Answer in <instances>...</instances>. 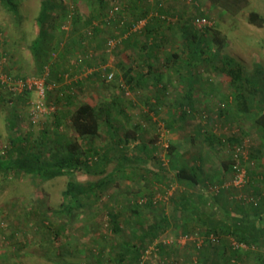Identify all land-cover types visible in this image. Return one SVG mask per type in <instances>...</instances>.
Wrapping results in <instances>:
<instances>
[{
  "label": "rangeland",
  "instance_id": "374dc122",
  "mask_svg": "<svg viewBox=\"0 0 264 264\" xmlns=\"http://www.w3.org/2000/svg\"><path fill=\"white\" fill-rule=\"evenodd\" d=\"M58 1L62 2L61 5L65 6L67 10H70L77 0ZM248 1V5L239 10H234V8L221 10L219 6L211 4L209 0H196V3L195 1L194 3H185L184 0H168L165 3L168 7L171 6L173 10L185 8L188 14L196 15L198 12H202L208 15L209 23L212 24V27L208 29V38L211 39L210 46L212 45L214 49L219 48V54L226 53L234 57L242 65L246 76L253 77L256 75L259 79V86L264 92V26L258 27L247 19L250 10H256L264 17V0ZM107 2L105 8L111 13V7L114 5L110 6L109 4L113 0H107ZM124 3H127V0H124ZM149 3L153 2L150 1ZM38 9L39 0H20V20L16 21V17L0 8V29L5 33V37L3 34L0 36V68L4 65L5 68L9 67L12 74L21 72L27 75L37 73L39 70L30 59L27 49V43L33 37L32 21ZM150 13L151 10H149ZM130 19L129 14L126 15L123 22L119 20V26L115 25L112 19L109 23L110 26L104 27L97 37L83 40L89 42V46H84L85 49H88L89 63L100 62L102 65L111 66L115 75H118L116 80L105 83L99 79H91L86 75V70V73H82L86 75V78H83L84 75H82V78H78L81 80L80 84L73 83L67 92L75 95L70 104L66 103L71 111L81 101L96 103L105 98L109 100L112 97L118 100V103L113 101L116 107L111 110V115H109V125H106L107 117H102L97 136H88L85 140L78 136L74 138L76 134L70 124L69 113L58 114L56 112L59 116L55 118V112L43 115L36 111V117L33 118L30 111L32 112V109L35 108L33 101L36 100V95L34 92L12 99L5 97L8 95V93L5 94L6 91L3 94L0 91V153H7V149L11 146V139L15 138L16 135L23 145L43 146L46 156H49L73 137L77 146L81 148L88 146V143L91 145L93 153L89 154V161L99 162L104 156L109 158L103 172H88L84 168L76 169L72 173V178L80 181L95 180L105 175L113 169L123 153L128 155L130 160L133 159L132 164L128 163L127 166L129 173L117 174L122 175L121 178L115 176L114 183L107 186L103 192H99V197L91 205L84 207L76 219H70L65 213L56 212L63 207L62 191L65 189L68 176L61 175L40 180L34 175L24 173L1 174L0 264H66L70 262L94 264L92 254L98 251L101 252L107 264H115L114 258L117 255L114 252L118 248L114 246L113 236L108 228L107 210L117 206L116 209L123 213L120 216L121 221L130 217L124 222V234L118 237V240H127L131 237L130 225L135 218L130 210L132 202L136 201V197L144 194L146 190L152 193L154 189H156V193L153 198L161 197L166 215L171 223L169 226H165L164 231L143 250L139 264H198L197 257L200 253L206 252L202 248L209 241L206 234L200 231L201 228H197L199 230L193 231V234H182L179 223H177L179 215L176 213L173 217L171 197L178 196L187 188L176 180L174 171L168 166L170 159L174 158L172 151H169V148H173L171 143L185 155L187 162L190 161L197 166L199 165L198 167L202 168L203 174H215L213 177L204 175L200 186V190L208 198V205L217 208L216 201L213 199L215 194L209 191L210 187L208 188L212 185H218L225 189L224 192L222 189V192L218 193L222 197L224 205L230 202L228 206L233 209L236 205H246L245 203L239 204V202L244 194L242 189H247L249 184L240 187V189L232 187L230 172L226 170L223 164L224 160L230 159L229 145L214 142V147H212L203 138L208 130L220 139L227 136L228 133L238 132L242 136L243 132L245 135V131H247L249 135L243 137L246 139L244 142L247 143L246 145L249 142L254 145L253 148H257L260 145L259 142H264L255 130L252 129L251 132L250 121L247 118H242V111L238 108L239 104L235 106L234 98L229 97L232 92L235 93L229 78L222 73L211 70L207 62L198 64L195 68V74L198 76L197 83L200 82L201 86L196 88L193 95L195 105L197 104L195 110L187 118H182L180 127H176L174 130L168 129L164 125L167 117L165 110L167 109L162 108V105L160 108H151L149 105L147 106V103H141V98L143 101L146 99L147 91L151 90L150 87L148 90L145 89V97L137 96L136 92L131 91L129 87L128 93L123 91V87L129 85L122 77V70L119 65H131L137 71L141 50H137V46L134 45H124V47L117 46L108 52L107 46L103 47L104 41L108 37L120 33L124 35V28L128 29L127 23ZM16 25L20 26L17 27ZM159 28L162 33L164 32V37H169L172 43L175 41V37L176 40L178 37L183 41L182 35H177L176 32L172 34L166 23L162 22ZM68 29H70L69 21L64 22L62 27L57 29L51 28L49 30L51 45L59 44L62 48L64 44L63 42L58 43V39L61 38L60 33L67 34ZM7 33L9 38H7ZM84 34V29L81 28L77 36L84 38ZM130 35L132 34L127 35V39ZM141 35L140 37H143V34ZM150 41L148 40L147 43L149 44ZM171 42H166L163 45L164 54L180 47V45L177 46ZM63 50L67 62L72 59L76 52L75 50L72 54L65 47ZM143 51L145 52V50ZM54 52L55 55L61 53L59 49ZM7 58L8 60H6ZM49 60L52 61L50 58ZM143 71L146 72L145 69ZM148 80L151 81V78ZM204 81H207L206 86H202ZM210 85L212 86L211 89L209 88ZM52 86L48 87V97L55 101L58 97H62L63 92L61 91L65 89L66 83L60 80L57 86L54 88ZM210 90L214 94L213 100L215 102L208 100L207 92ZM226 95L229 98L225 99L224 96ZM261 98L264 99V96L261 97V94L257 93L253 99V104L258 105L257 103ZM66 99L63 95L62 100L65 101ZM219 99H222L220 106L216 103ZM168 110L180 118V114L175 113V109L169 107ZM220 110L228 112L226 121L225 116L219 114ZM197 125H201L199 131H196ZM121 137H124L125 140L118 141ZM138 144L143 146V149L137 148ZM135 156L141 158L142 161L138 163ZM260 159L261 157L258 160ZM256 160V158L252 159V163H256ZM247 161L250 160H246V165L252 166V163ZM159 179L162 180L159 181ZM248 183L253 184L254 182L252 183L250 180ZM259 183L258 185L264 187V184ZM146 184L150 185L146 186ZM236 190L239 192H235ZM226 193H228V197ZM140 211L142 215L147 214L146 218L149 221L155 214L150 207ZM222 211L217 208V215L222 216ZM236 214L235 212L231 213V215ZM174 219H176L175 222L178 226L172 223ZM219 234L220 241L226 243L227 246L228 242L231 244L235 242L231 235L221 231ZM154 243H160L164 249H167L166 254L161 257L158 252L156 253L157 248ZM241 247L246 249L249 244L244 243ZM251 248L258 250V253H264V247L252 246ZM221 254L220 252L214 254V259H217L221 264H228L222 262L224 257ZM229 264H259V262L254 254H250L242 256V261H231Z\"/></svg>",
  "mask_w": 264,
  "mask_h": 264
},
{
  "label": "trees",
  "instance_id": "16d2710c",
  "mask_svg": "<svg viewBox=\"0 0 264 264\" xmlns=\"http://www.w3.org/2000/svg\"><path fill=\"white\" fill-rule=\"evenodd\" d=\"M150 1L153 3H149ZM167 1L168 0H127V3H124V0H113L109 5H116L118 10H115L112 14L105 8L106 4H108L107 0H77L70 10H67L65 6L63 7L61 5L63 3L58 0H39V9L32 21L33 37L27 43V49L30 54V59L35 63V67L39 69L37 73L31 75L38 76L40 74H45V85L47 86L45 104L49 107H53L52 111L46 114L55 112V118H57L59 116L58 114L62 112H65V114L69 113L70 124L72 125L73 132L76 134L74 138L78 136L83 140L88 136L95 137L99 134L103 116L107 117L106 125H109V115H111V110L116 107L113 101L118 103V100L111 96L112 98L109 100L105 98L103 101L96 103L81 101L71 111L67 104H70V101H72L75 95L67 92L70 85L73 83L77 82L80 84L81 80H78V78H82V75H84L82 73H86V70V75L91 79H99L105 83H111L116 80L118 75H115L111 66L102 65L100 62L89 63L90 57L88 56V49L84 48L89 42L83 40L85 38L97 37L98 34L103 31L104 27L110 26L109 23L112 19L114 20V24L119 26V20L123 22L126 15L129 14L131 19L129 23H127L128 29L124 28V35L120 33L110 36L105 39L103 45V47L107 46V41L114 39L115 45L110 49L106 47V50H109L108 52H111L117 46L124 47V45H134L137 46V50H141V58L137 65V71L134 70L131 65H119L122 70L121 75L129 85L123 87L125 93H128L131 89L134 93L136 92L135 94L137 96L145 97V89L147 88L148 90L150 87L151 90L149 89V91H147L146 99L143 101L141 98V103H147V106L149 105L151 108H160L162 105V108L167 109L165 110V113L167 112V117L165 118L164 125L168 129L174 130L176 127H180V122L183 120L182 118H187V116L195 110L197 104L195 105V98L193 95L196 88H199V85L201 86L200 82L197 83L198 76L195 74V68L198 64L207 62L211 70L222 73L229 78L230 85L235 91V93L233 94L232 92L229 97L234 98L235 106L238 104L240 105V107L238 105V108L242 111V118H247L250 121L249 126L251 132L252 129L255 130L256 134L258 133L260 138L264 140V99L261 98V100L258 101L259 103L261 102V104H253V99L257 93L259 95L261 94V97L264 96L263 89L261 90L259 86V79L256 75L253 77L246 76L242 65L234 57L226 53L219 54V48L214 49L212 45L210 46L211 39L208 38V29L212 27V24L206 23L201 26L195 24L196 18H205L209 21L208 15L202 12H198L196 15L192 13L188 14L185 8L173 10L171 6H167L165 3ZM184 1L185 3L187 2L186 0ZM194 1L196 3V0ZM194 1L191 3H194ZM209 2L219 6L221 10H232L233 8L234 10H239L248 5L249 1L209 0ZM94 4L96 7L93 6ZM0 8L16 17V21L20 20V0H0ZM149 10H151L150 14ZM114 15L116 17L118 16V18L114 19ZM141 19L146 20L144 26L137 30H130L132 23ZM247 19L250 23L258 27L264 26V17L256 10H250ZM66 21H69L70 29H68L67 34L60 33L61 38L58 39V43L63 42V47L61 48L59 44L51 45L49 42V30L51 28L57 29L62 27V24ZM162 22L168 25L172 34L174 32H176L177 35L181 34L183 41L178 39V37L176 40L175 37V41L172 43L169 37L165 38L164 32L162 33L161 29H158ZM16 26L18 27L20 25ZM81 28H83L85 32L84 38L77 36ZM2 34L5 37V33L0 29V36H2ZM128 34L132 35L127 39ZM141 34H143L145 40H143V37H140L142 36ZM7 38H9L8 33ZM148 40H151L149 44L147 43ZM166 42H171V44L177 46L180 45V47H176L169 53L164 54L163 45H165ZM64 47L71 51L72 54L76 50L73 57L71 56L72 59L68 62L63 55ZM58 49L61 53L55 55L54 51ZM143 50H145V52ZM117 55H119V53H117ZM49 58L52 59V61H50ZM6 60H8V58ZM6 68L3 65L0 68V72L12 77L30 76L21 72L12 74L9 67ZM143 69H145L146 72H144ZM109 72L113 73L112 77H108ZM86 75H84L83 78H86ZM149 78H151V81L148 80ZM60 80L66 83L65 89L61 91L63 92L62 97H58L55 101L49 99L48 87L53 85L52 87L54 88ZM206 83L207 81L202 82V86ZM209 88L211 89L212 86L210 85ZM0 91H2V94L5 92L1 82ZM27 93L30 94L32 92L27 90L18 94H12L6 91L5 94L7 96L5 97L14 99L17 96H23ZM207 93L208 100L214 101V94L211 93V90ZM63 95L67 98L65 101L62 100ZM229 97L227 95L224 96L225 99ZM220 98L223 97L220 96ZM220 100L222 99L216 102L219 106ZM225 104H227V102H225ZM169 107L175 109V113H179L180 118L173 114V112L170 113L168 110ZM120 108L122 111V106ZM30 113L32 114L31 111ZM219 114L225 116L226 121L228 112L226 110H220ZM199 129H201V125L196 126V131H199ZM246 133L247 131H245V135H243V132L242 136L238 132L228 133L227 136L220 139V137L208 130L203 137L212 147H214V142L229 145L231 150L230 159L224 160L223 164L226 170L230 172V181H232L236 173L234 168L235 162L239 161L246 173L242 186L245 187L246 184H249L247 189H242V191L244 190V192H242L244 194L239 202V204L245 203L246 205H236L234 209L228 206L230 203L228 201V204H223L222 197L218 194L222 192V189L223 192L225 191L223 187L219 186V189L216 191L213 185L208 186V188L210 187L209 191L215 194L213 199L216 201L215 204L217 208L223 210L222 216L217 215V208L207 204L208 198L205 197V194L200 190L203 177H205L201 171L202 168L198 167L199 165L197 166L195 163H191L190 161V163L187 162L185 155L181 153L174 144L171 143L173 150L169 148L174 158L170 159L168 166L174 171L176 180L187 188L184 192H180L178 196L171 197L173 201V217L176 213L179 215V217H177V223H179L182 234H193V231L201 228L200 231L206 234L207 240L209 241V243L202 248L205 249L206 252L203 253L201 251L202 253L197 257L199 261L198 264H221V262L213 257L214 254L219 252L222 253L221 255L224 257V261L222 262L228 264L231 263V261H242V256L250 254L256 256L259 264H264V253H258V250L256 251L251 248L252 246L264 247V191H262L264 187L258 185L260 184L259 182H261L262 185L264 184V160H261L264 158V142L261 141L263 144L262 148H253L254 145L249 143L248 140V145H246L247 143H244L246 139H243V137L245 138L249 135V133ZM14 137L15 138L11 139V146L7 149V153H0V175L24 173L26 175H34L40 180H47L61 175L68 176L65 189L62 191L63 207L60 210H56V212L67 214L70 219H76L84 207L91 205V203L99 197V192H103L107 186L114 183L115 176H120L121 178L122 175L117 174L129 173L127 166L128 163L132 164L133 160H130L128 155L123 153L113 169L105 175L95 180L89 179L80 181L72 178V173H74L76 169L84 168V170L88 172H103L109 158L104 156L99 162L89 161V154L93 153L91 145L88 143V146L81 148L77 146L73 137L49 156H46L44 153L43 146H35L33 144L23 145L18 140V135ZM124 140V137H121L118 141ZM142 147L143 146H140V144L137 145L139 149H143ZM259 157H261L260 160H258ZM255 158L257 159L256 163H252V159ZM247 159L250 160L247 162L252 163V166L246 165ZM136 161L140 163L142 159L137 156ZM161 164L163 165L162 162ZM160 168L163 167L160 166ZM255 168H257V171H255ZM209 175L210 174H207L206 176ZM214 175L215 174L210 175V177ZM156 177L158 176L156 175ZM161 180L159 179V181ZM250 180L255 184L248 183ZM150 184H146V186ZM231 186L236 189L242 188V186L238 187L232 184ZM235 192L238 193L239 190ZM155 193L156 189H154L152 193L146 190L144 194L136 197V201L132 202L130 210L133 212V216L136 219L134 218L133 223L130 225L131 237L127 240L124 239L121 241L118 240V237L124 234V222L130 217L124 218L121 221L120 216L122 212L116 209L117 206L107 210V216L109 218L108 228L113 236L114 246L118 248V250L114 252V254L117 255V257L114 258L115 264H139L143 250L153 243L159 234L164 231L165 226L170 225L171 221L168 220L161 197L153 198ZM226 194L228 197V193ZM149 207L152 208L153 214L155 213L150 221L146 218L147 214L142 215L140 211ZM232 212L237 214L231 215ZM181 214L182 216L180 217ZM175 220L176 219H174L172 223L178 226ZM220 231L234 237L237 244L240 245L245 243L249 244V247L246 249L241 246L234 247V245H232L233 243L231 244L229 242L227 246L226 243H222L218 237ZM211 234L213 238L210 237ZM154 246L157 248L156 253L158 252L161 257L166 254L167 249H164L160 243H154ZM243 253L244 255H242ZM92 259L94 264H107V261L103 259V255L100 251L92 254ZM66 264L81 263L70 262Z\"/></svg>",
  "mask_w": 264,
  "mask_h": 264
},
{
  "label": "built area",
  "instance_id": "2783aa9c",
  "mask_svg": "<svg viewBox=\"0 0 264 264\" xmlns=\"http://www.w3.org/2000/svg\"><path fill=\"white\" fill-rule=\"evenodd\" d=\"M188 3L193 2V0H186ZM115 10H118V7L114 5L112 9L110 10L113 14ZM146 20L141 19L139 21L133 22L130 30H137L144 26ZM209 23L208 20L205 18H196L195 24L197 26H201L203 24ZM115 45V40L110 39L107 41V47L110 49ZM107 65V64H106ZM105 65V66H106ZM112 72H109L108 77H112ZM45 74H40L38 76L30 75L27 77H12L10 75L4 74L0 72V82L3 84V89L7 92H10L12 94H18L24 91H30L34 92L36 95V100L33 101V104L35 106L34 109H32L33 118L36 117V111L39 113H42L43 115L46 113H49L52 111L53 107H49L45 104V94H46V88L45 85ZM243 154V153H242ZM234 168L236 170L235 175L232 178V181L230 183L234 186H242L244 183L245 178V169L242 167V165L239 163V161L235 162ZM216 188V191L219 189L218 185H213ZM211 238H213V235H210ZM234 247L242 246V244H237L236 241L233 242Z\"/></svg>",
  "mask_w": 264,
  "mask_h": 264
},
{
  "label": "crops",
  "instance_id": "0c3cea01",
  "mask_svg": "<svg viewBox=\"0 0 264 264\" xmlns=\"http://www.w3.org/2000/svg\"><path fill=\"white\" fill-rule=\"evenodd\" d=\"M259 144H260V145H259L258 147H259V148H262V147H263V146H262L263 144H262L261 142H259ZM258 147H257V148H258ZM262 160H264V159H262ZM207 174H208V173H204V175H207Z\"/></svg>",
  "mask_w": 264,
  "mask_h": 264
}]
</instances>
